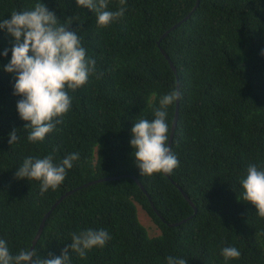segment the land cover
Returning <instances> with one entry per match:
<instances>
[{
    "label": "trees",
    "instance_id": "16d2710c",
    "mask_svg": "<svg viewBox=\"0 0 264 264\" xmlns=\"http://www.w3.org/2000/svg\"><path fill=\"white\" fill-rule=\"evenodd\" d=\"M36 2L70 23L96 73L69 93L71 110L56 130L30 143L14 74L4 71L12 40L0 31V239L10 253L31 251L45 215L72 192L34 246L42 258L59 257L74 233L103 229L111 237L105 246L84 257L71 253V264H167L168 256L187 264H264V218L241 198L240 184L249 165L264 170V0H127L124 15L107 27L76 0H0V20ZM119 6L108 0L107 10ZM178 89L170 150L179 166L141 176L130 146L133 123L154 119L160 98ZM167 113L169 146L177 100ZM13 130L19 140L10 145ZM72 153L80 158L55 191L41 195L39 182L15 178L29 156L53 154L58 163ZM138 205L158 236L149 233ZM225 247L237 248L240 258L225 260Z\"/></svg>",
    "mask_w": 264,
    "mask_h": 264
},
{
    "label": "clouds",
    "instance_id": "9594fccd",
    "mask_svg": "<svg viewBox=\"0 0 264 264\" xmlns=\"http://www.w3.org/2000/svg\"><path fill=\"white\" fill-rule=\"evenodd\" d=\"M126 2L119 0L116 11L107 10L108 0H76V5L94 11L97 25L107 27L124 15ZM69 28L70 23L61 24L42 2H36L30 9L13 10L8 18L0 20V31L6 30L12 40L11 60L4 71L14 74V95L21 97L16 108L19 118L26 122L25 129L30 130L27 136L30 143L42 142L56 130L57 123H62L63 116L71 110L73 97L69 93H75L96 73L95 60L87 58L81 38ZM261 55L264 56V51ZM3 56H8V49ZM177 99L175 91L164 95L153 109L154 119L140 118L133 123L130 146L141 176L171 174L179 166L178 158L168 147L166 120L168 107ZM18 140L17 130H13L8 142L13 145ZM79 158V153H72L57 163L53 154L43 158L29 156L16 169L15 178L39 182L40 194L44 195L63 183L67 170ZM240 184L241 198L264 218V170L249 165ZM110 238L103 229L77 232L59 257L47 258L26 249L12 255L7 242L0 239V264H71V253L84 257L87 251L104 247ZM221 254L225 260L241 256L235 247H225ZM167 264H187V260L168 256Z\"/></svg>",
    "mask_w": 264,
    "mask_h": 264
},
{
    "label": "water",
    "instance_id": "95a60500",
    "mask_svg": "<svg viewBox=\"0 0 264 264\" xmlns=\"http://www.w3.org/2000/svg\"><path fill=\"white\" fill-rule=\"evenodd\" d=\"M197 3H198V1H197ZM196 3V4H197ZM72 192H68L67 194H65V195H63L54 205H53V207H52V209L45 215V217H44V219H43V222H42V225H41V227H40V230H39V232H38V234H37V236L35 237V239H34V242H33V246H32V248H31V251L32 250H34V246L36 245V242H37V240L39 239V237H40V235H41V233H42V230H43V227H44V224H45V222H46V220L49 218V216L52 214V212L56 209V207L67 197V196H69L70 194H71ZM147 194V193H146ZM182 194L184 195V197L191 203V205L194 207V209L195 210H197V208H196V206L194 205V203L192 202V200L190 199V197L187 195V193L186 192H184V191H182ZM150 200H151V198H150ZM151 205H152V207H153V209L155 210V212L158 214V215H160L159 213H158V211L156 210V208L154 207V204L151 202ZM161 219L164 221V222H166V220H165V218H163V217H161ZM170 227H173V226H177V225H180V223H174V224H168Z\"/></svg>",
    "mask_w": 264,
    "mask_h": 264
},
{
    "label": "rangeland",
    "instance_id": "374dc122",
    "mask_svg": "<svg viewBox=\"0 0 264 264\" xmlns=\"http://www.w3.org/2000/svg\"><path fill=\"white\" fill-rule=\"evenodd\" d=\"M138 214L151 236H158L160 234V229L152 217L143 209L141 205H138Z\"/></svg>",
    "mask_w": 264,
    "mask_h": 264
},
{
    "label": "bare ground",
    "instance_id": "6f19581e",
    "mask_svg": "<svg viewBox=\"0 0 264 264\" xmlns=\"http://www.w3.org/2000/svg\"><path fill=\"white\" fill-rule=\"evenodd\" d=\"M199 5V3L197 4V6ZM189 17H191V15L189 16ZM180 25V23L176 26V27H178ZM175 27V28H176ZM174 28V29H175ZM169 34V32L168 33H166L165 35H164V37L166 36V35H168ZM163 52V54L165 55V57H166V59L169 61V63H170V65L173 67V69L176 71V68H175V66H174V64H173V62H172V60L170 59V57L166 54V52L165 51H162ZM179 97H180V92H179V89H178V99H177V114H176V119H175V123H174V127H173V132H172V135H171V139H170V143H169V148L171 149V144H172V140H173V137H174V133H175V130H176V125H177V122H178V117H179V108H180V101H179ZM105 179H107V180H109V179H111V180H114V179H117V178H114V177H112V178H105ZM137 181V183L139 184V186L143 189V191L145 192V193H147L146 192V190H145V188H144V186L138 181V180H136ZM177 185V184H176ZM178 186V185H177ZM178 188H179V190L182 192L183 190L178 186Z\"/></svg>",
    "mask_w": 264,
    "mask_h": 264
}]
</instances>
